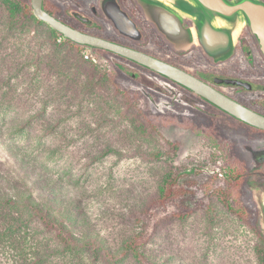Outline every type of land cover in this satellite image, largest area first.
I'll list each match as a JSON object with an SVG mask.
<instances>
[{
    "label": "rangeland",
    "instance_id": "rangeland-1",
    "mask_svg": "<svg viewBox=\"0 0 264 264\" xmlns=\"http://www.w3.org/2000/svg\"><path fill=\"white\" fill-rule=\"evenodd\" d=\"M113 70L121 82L178 94L120 58L74 47L19 0H0V264H264L263 237L217 195L186 220L161 222L142 249L150 262L123 252L171 165L210 163L215 149L190 129L154 130L143 115L149 103L119 93ZM239 137L258 207L264 141ZM169 141L179 143L174 157L165 153ZM46 190L57 196L55 211L68 212L77 236L93 244L68 245L42 220L36 203Z\"/></svg>",
    "mask_w": 264,
    "mask_h": 264
},
{
    "label": "trees",
    "instance_id": "trees-1",
    "mask_svg": "<svg viewBox=\"0 0 264 264\" xmlns=\"http://www.w3.org/2000/svg\"><path fill=\"white\" fill-rule=\"evenodd\" d=\"M19 1L22 3L26 15H34L31 0ZM52 2V0H44V8L55 15L56 12L53 11L55 8H51ZM55 7L62 8L60 3ZM37 20L39 19L37 18ZM67 24L70 23L67 22ZM52 30L63 37L58 31ZM81 30L121 43L105 29L88 30L81 28ZM65 39L79 49L91 48L97 53L111 54L174 87L178 91L175 99L162 93L159 94L146 85L137 83L138 86H134L131 83L121 82L118 79L117 71L113 70L109 75L116 90L128 100L146 99L149 104L143 110V115L154 130L170 126L190 129L195 134L207 138L215 149L210 163L187 166L171 165L161 193L150 199L147 205L138 211L136 232L125 241L123 252L133 251L143 262H150L142 249L150 241L159 224L170 219H188L205 204V198L216 195L231 213L254 226L264 239L259 209L255 200L250 199L249 195L248 181L251 177V169L246 152V141L239 139V134L243 133L244 137L249 140L264 141V130L235 118L188 88L137 62L102 48L90 47ZM137 46L143 52L181 67L178 59L179 52L171 46L169 47L166 39L155 32L151 31L145 43L137 44ZM130 80L134 79L130 77ZM184 95L191 96L192 103H186L183 98ZM168 144L169 149L165 153L174 157L179 149V143L169 141ZM161 155L160 152L151 154L156 158H160ZM204 167L211 172L206 177L204 176L206 173ZM43 193L42 196L45 201L36 203L37 213L48 226L55 230L58 237L68 245L93 244L94 240L88 235L84 239L77 236L70 223L71 218H69L68 212L55 211L57 206L54 204L57 196L55 195V199L52 198L48 190L43 191Z\"/></svg>",
    "mask_w": 264,
    "mask_h": 264
},
{
    "label": "water",
    "instance_id": "water-1",
    "mask_svg": "<svg viewBox=\"0 0 264 264\" xmlns=\"http://www.w3.org/2000/svg\"><path fill=\"white\" fill-rule=\"evenodd\" d=\"M34 15L58 31L64 38L90 47H97L137 62L150 70L164 75L196 95L210 101L217 107L252 126L264 130V115L224 94L212 85L185 69L149 53L130 46L104 39L84 32L54 16L44 8V0H31ZM147 18L172 43L176 50H189L201 46L204 53L216 62L232 54V43L237 39L238 29L226 32L227 17H231L242 6L230 5L227 0H139ZM107 19L121 35L143 42V34L137 24L123 11L117 0H100ZM195 20L192 26H185V19ZM219 82L238 83L233 79H217ZM257 203L260 212L261 229L264 233V197L258 192Z\"/></svg>",
    "mask_w": 264,
    "mask_h": 264
},
{
    "label": "flooded vegetation",
    "instance_id": "flooded-vegetation-1",
    "mask_svg": "<svg viewBox=\"0 0 264 264\" xmlns=\"http://www.w3.org/2000/svg\"><path fill=\"white\" fill-rule=\"evenodd\" d=\"M54 16L69 22L71 26L88 30H108L120 44L138 49L144 44L149 33L166 37L146 16L139 0H117L121 9L137 24L143 34V42L134 41L114 27L100 6V0H67L61 9L52 0ZM230 5L241 4L233 16L227 17L226 32L238 29L237 39L232 43V54L216 62L206 55L201 46L194 45L189 50L179 52L181 68L199 77L229 97L264 115V0H227ZM74 6V7H72ZM67 21V22H66ZM195 20L186 18L185 26H192ZM112 41V40H111ZM115 42V41H114ZM118 43V42H116ZM137 43V44H136ZM139 50V49H138ZM175 65V64H174ZM177 66V65H176ZM180 67V66H179ZM217 79H233L238 83L219 82ZM264 195V194H263Z\"/></svg>",
    "mask_w": 264,
    "mask_h": 264
}]
</instances>
